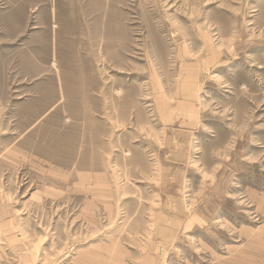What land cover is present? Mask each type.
Here are the masks:
<instances>
[{"label": "rangeland", "instance_id": "374dc122", "mask_svg": "<svg viewBox=\"0 0 264 264\" xmlns=\"http://www.w3.org/2000/svg\"><path fill=\"white\" fill-rule=\"evenodd\" d=\"M85 262L264 264V0H0V264Z\"/></svg>", "mask_w": 264, "mask_h": 264}, {"label": "crops", "instance_id": "0c3cea01", "mask_svg": "<svg viewBox=\"0 0 264 264\" xmlns=\"http://www.w3.org/2000/svg\"><path fill=\"white\" fill-rule=\"evenodd\" d=\"M174 171H172L173 173ZM148 177V179H145L146 182H150L152 183V176L151 179L150 178V174L146 175ZM169 177H166V175H164L163 179H162V183L164 185V187L162 188V192H164V197H165V202L163 204V211H162V215L165 216H173L174 218H177V213L175 212V205L178 202L177 201V188H176V183H175V177L168 173ZM171 184V185H170ZM180 189V188H179ZM185 190V186L184 189H180L178 191H184ZM179 215H183V213H178ZM82 264H88L87 262L82 263Z\"/></svg>", "mask_w": 264, "mask_h": 264}]
</instances>
